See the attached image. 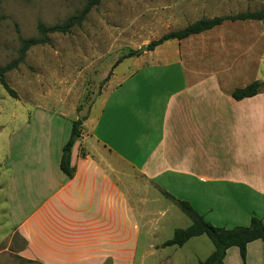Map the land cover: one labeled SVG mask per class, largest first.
<instances>
[{"label": "crops", "instance_id": "0c3cea01", "mask_svg": "<svg viewBox=\"0 0 264 264\" xmlns=\"http://www.w3.org/2000/svg\"><path fill=\"white\" fill-rule=\"evenodd\" d=\"M222 24L188 38L205 41L213 30L223 33ZM235 41L240 49L228 68L220 61L186 67L178 57L159 56L156 47L127 59L83 120L70 152L71 177L59 168L66 141L55 143L49 134L32 138L31 161L20 165L24 154H10L0 186L6 219L24 242L20 257L39 264H133L142 228L151 236L155 230L154 210L166 198L161 190L192 203L187 193L196 182L220 185L222 201H233L230 188L245 197L243 206L232 205L235 225L264 214V89L231 96L264 78L244 76L254 70L241 38ZM225 42L222 36L212 43ZM261 63L264 58L257 71ZM253 244L264 264V239L247 244L246 260Z\"/></svg>", "mask_w": 264, "mask_h": 264}, {"label": "rangeland", "instance_id": "374dc122", "mask_svg": "<svg viewBox=\"0 0 264 264\" xmlns=\"http://www.w3.org/2000/svg\"><path fill=\"white\" fill-rule=\"evenodd\" d=\"M83 4V0H0V66L17 56L18 36H37L39 22L46 26L62 23ZM262 9L264 0H101L71 32L50 34L48 43L32 46L23 62L5 74L15 97L0 85V184L8 173L3 163L13 151L24 154L19 159L22 165L32 159L28 146H32L33 137L41 139L49 134L55 143L65 142L72 122L80 120L79 126L83 125L108 79L125 70L127 59L147 56L150 41L201 17ZM222 27L227 33L213 30L205 41L169 40L155 49L159 56L168 54L184 60L186 67L190 61L210 63L212 67L220 61L228 68L233 61L231 53L240 49L235 41L238 37L245 60L254 70L244 76L264 78V63L258 71L255 68L259 58H264V19L225 22ZM222 36L226 38L224 44L212 43ZM142 45L145 50L139 51ZM119 58L121 62L111 69ZM219 186L196 182L191 194L187 193L192 199L189 202L214 226H248L250 221L235 225L232 213V205L243 206L245 197L232 195L230 188L233 203L229 196L222 201ZM3 188L0 186V264H39L19 255L24 242L6 219ZM161 199L159 211L154 210L153 235L142 228L133 264H198L207 258L213 245L205 235L190 238L182 246H161L174 229L191 223L173 201L163 196ZM257 215L264 222V214ZM254 245L249 247L245 264H260ZM223 264H243L236 247L228 249Z\"/></svg>", "mask_w": 264, "mask_h": 264}, {"label": "trees", "instance_id": "16d2710c", "mask_svg": "<svg viewBox=\"0 0 264 264\" xmlns=\"http://www.w3.org/2000/svg\"><path fill=\"white\" fill-rule=\"evenodd\" d=\"M82 8L66 18L62 23H56L46 26L39 22L37 24V36L23 38L18 36L19 47L17 56L10 60L5 65L0 66V85L12 96L15 97L14 91L9 87L6 81L5 74L10 70L17 68L23 62L26 52L35 45L45 44L49 42V35L53 33H69L71 30L79 26L85 19L91 9L97 6L101 0H83ZM264 9L258 11H244L234 15H217L213 17H201L193 22L186 24L184 27L172 31H168L159 38L150 41L146 45V50H153L155 47L169 40H183L190 35L198 34L203 31L212 29L221 25L224 22L244 21V20H263ZM135 52L131 53V55ZM121 59H117L111 69L115 67ZM109 71V74L111 72ZM109 74L106 76L108 78ZM264 89V79L254 80L243 87H237L232 90L231 96L235 100H240L245 97H251ZM81 134V126L77 125V121H73L70 129V134L66 142L61 148V156L59 161L60 170L68 177L74 173V167L70 164V152L74 141ZM162 194L173 201L180 210L190 218L191 223L185 228H176L173 231L171 238L162 243V247L166 246H182L190 238L205 235L213 245V251L207 258L199 261L198 264H223L226 256V251L231 247H236L241 261L245 264L247 244L257 240L264 239V222L256 216L252 215L248 226H234L232 228H224L212 225L204 219L188 202L187 200L178 199L172 196L167 191L161 190Z\"/></svg>", "mask_w": 264, "mask_h": 264}, {"label": "water", "instance_id": "95a60500", "mask_svg": "<svg viewBox=\"0 0 264 264\" xmlns=\"http://www.w3.org/2000/svg\"><path fill=\"white\" fill-rule=\"evenodd\" d=\"M143 50H145V46L144 45H142L140 48H139V51H143ZM81 122H80V120H78L77 121V125H79Z\"/></svg>", "mask_w": 264, "mask_h": 264}]
</instances>
